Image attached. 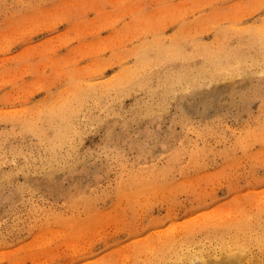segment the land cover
Segmentation results:
<instances>
[{
  "label": "rangeland",
  "instance_id": "obj_1",
  "mask_svg": "<svg viewBox=\"0 0 264 264\" xmlns=\"http://www.w3.org/2000/svg\"><path fill=\"white\" fill-rule=\"evenodd\" d=\"M263 22L264 0H0V264H264Z\"/></svg>",
  "mask_w": 264,
  "mask_h": 264
},
{
  "label": "bare ground",
  "instance_id": "obj_2",
  "mask_svg": "<svg viewBox=\"0 0 264 264\" xmlns=\"http://www.w3.org/2000/svg\"><path fill=\"white\" fill-rule=\"evenodd\" d=\"M263 23H264V22H263ZM238 25H239V24H238ZM257 25H258V24H257ZM185 27H186V26H185ZM181 28H182V27H181ZM183 30H184V29H183ZM163 38H164V37H163ZM195 38H196V37H195ZM163 40H164V39H163ZM151 42H152V41H151ZM149 43H150V42H149ZM154 43H155V42H154ZM201 43H202V42H201ZM203 43H204V42H203ZM213 43H214V42H213ZM151 44H152V43H151ZM143 45H147V44H143ZM164 46H165V44H164ZM149 47H150V45H149ZM212 51H213V50H212ZM127 52H128V51H127ZM129 53H131V52H129ZM134 53H135V52H134ZM131 54H132V53H131ZM132 55H133V54H132ZM177 56H178V55H177ZM202 57H203V56H202ZM178 58H179V57H178ZM194 58H195V57H194ZM133 62H134V61H133ZM144 63H145V62H144ZM248 63H249V62H248ZM127 64H128V63H127ZM140 64H141V62H140ZM147 64H148V63H147ZM147 64H146V65H147ZM149 64H150V63H149ZM124 65H125V64H124ZM133 65H135V64H133ZM122 66H123V65H122ZM125 66H126V65H125ZM139 66H140V65H139ZM143 66H144V65H143ZM119 68H120V67H119ZM121 68H122V67H121ZM138 68H139V67H138ZM140 68H141V67H140ZM145 69H146V68H145ZM118 70H119V69H118ZM160 70H161V68H160ZM140 71H141V70H140ZM117 72H118V71H117ZM127 72H128V71H127ZM143 72H144V71H143ZM118 73H120V71H119ZM130 73H131V72H130ZM134 73H135V71H134ZM125 74H126V73H125ZM128 74H129V73H128ZM171 74H172V73H171ZM209 74H210V72H209ZM237 75H238V74H237ZM128 76H129V75H128ZM169 77H170V76H169ZM193 77H194V76H193ZM233 78H234V77H233ZM111 79H112V78H111ZM193 79H194V78H193ZM193 79H192V80H193ZM151 80H152V79H151ZM222 80H223V79H222ZM123 81H124V78H123ZM200 81H201V80H200ZM245 81H246V80H245ZM81 82H82V81H81ZM125 82H126V81H125ZM209 82H210V81H209ZM220 82H221V81H220ZM247 83H248V82H247ZM84 84H85V83H84ZM87 84H88V83H87ZM118 85H119V84H118ZM245 85H246V84H245ZM245 85H243V86H245ZM108 86H109V84H108ZM173 86H174V85H173ZM216 86H217V85H216ZM246 86H247V85H246ZM100 87H101V86H100ZM214 88H215V87H214ZM216 88H217V87H216ZM243 88H244V87H243ZM246 88H247V87H246ZM96 89H98V88H96ZM140 89H141V88H140ZM213 90H214V89H213ZM68 94H69V93H68ZM104 94H105V93H104ZM102 95H103V94H102ZM251 96H252V95H251ZM207 97H208V96H207ZM57 98H58V97H57ZM57 98L55 97L54 100L57 99ZM82 98H83V97H82ZM78 99H79V98H78ZM63 100H64V99H63ZM63 100H62V101H63ZM59 101H61V100L59 99ZM95 101H96V100H95ZM95 101H94V102H95ZM53 102H54V101H53ZM53 102L51 101V103H53ZM56 102H57V101H56ZM56 102H55V103H56ZM77 102H78V101H77ZM48 104H49V102H48L46 105H48ZM53 104H54V103H53ZM74 104H75V103H74ZM85 104H86V103H85ZM49 105H51V104H49ZM61 106H63V105H61ZM44 107H45V106H44ZM51 107H52V106H51ZM54 107H55V106H54ZM54 107H53V108H54ZM75 107H76V106H75ZM40 108H41V107H40ZM61 108H62V107H61ZM57 109H58V108H57ZM68 109H69V108H68ZM53 110H55V108H54ZM71 110H72V109H71ZM77 111H78V110H77ZM90 111H91V110H90ZM50 112H51V111H50ZM72 112H76V111L73 110ZM79 112H80V111H79ZM69 113H71V111H70ZM65 117H66V116H65ZM76 117H77V116H76ZM14 119H16V118H14ZM14 119H13V120H14ZM18 119H19V118H18ZM28 119L30 120V118H28ZM31 119H32V121L30 120L29 122L32 123V122H33V118H31ZM101 119H102V118H101ZM72 120H73V119H72ZM36 121H37V120H36ZM38 121H39V120H38ZM35 123H36V122H35ZM36 129H37V128H36ZM76 130H77V129H76ZM74 132H75V131H74ZM41 133H42V132H41ZM45 135H46V134H45ZM68 135H69V134H68ZM257 136H258V135H257ZM263 136H264V135H263ZM140 178H141V177H140ZM150 178H151V177H149V180H150ZM138 179H139V178H138ZM152 182H153V181H152ZM85 201H86V200H85ZM92 201H93V200H92ZM252 203H253V201H252ZM75 204H76V203H75ZM261 204H262V203H261ZM84 205H85V204H84ZM91 205H92V204H91ZM250 205H252V204L250 203ZM259 205H260V204L258 203V206H259ZM78 206H82V205H78ZM75 207H76V206H75ZM87 209H88V208H87ZM90 210H91V209H90ZM88 211H89V210H88ZM86 212H87V210H86ZM199 214H200L199 216H202L201 213H199ZM202 214L205 215V213H203V212H202ZM248 214H249V213H248ZM248 214H247V216H249ZM60 215H61V214H60ZM65 215H66V214H65ZM65 215H64V216H65ZM204 215H203V216H204ZM251 215H252V214H251ZM53 216H56V215H53ZM138 216H139V215H138ZM195 216H196V215H195ZM203 216H202V217H203ZM252 216H253V215H252ZM193 217H194V216H193ZM193 217H192L191 219H194ZM207 217H208V215L206 214V217L204 216V217H203V220H205ZM237 217H238V216H237ZM250 217H251V216H250ZM55 218H56V217H55ZM195 218H199V217L196 216ZM204 218H205V219H204ZM245 218H246V217H245ZM232 219H233V218H232ZM235 219H236V218H235ZM241 219H243V218H241ZM241 219H240V220H241ZM247 219H249V218H247ZM188 220H190V218L184 221L185 224H187V225H188V223H187ZM201 220H202V219H201ZM222 220H224V219H222ZM244 220H245V219H244ZM191 221H192V220H190V222H191ZM197 221H198V220H197ZM227 221H229V220H227ZM261 221H263V220H261ZM139 222H140V221H139ZM184 222H183L182 224H184ZM188 222H189V221H188ZM190 222H189V223H190ZM232 222H233V220H232ZM239 222H240V221H239ZM253 222H254V221H253ZM180 223H181V222H180ZM192 223H193V222H191L190 224H192ZM194 223H196V220H194ZM217 223H218V222H217ZM257 223H258V222H257ZM134 224H135V222H134ZM134 224H133V225H134ZM190 224H189V225H190ZM238 224H239V223H238ZM137 225H138V224H137ZM212 225H213V222H212ZM173 226H174V225H173ZM177 226H178V225H177ZM179 226L183 227L182 225H179ZM184 226H185V228H186V225H184ZM259 226H260V225H259ZM193 227H194V226H193ZM170 228H172V227H170ZM173 228H175V227H173ZM173 228H172V229H173ZM245 228H246V227H245ZM181 229H182V228H181ZM181 229H180V230H181ZM183 229H184V228H183ZM239 229H240V228H239ZM250 229H251V228H250ZM259 229H260V228H259ZM259 229H257V230H259ZM170 230H171V229H170ZM175 230H176V229H175ZM180 230H179V231H180ZM186 230H188V228H187ZM237 230H238V229H237ZM245 230H247V229H245ZM255 230H256V229H255ZM255 230H254V231H255ZM127 231H128V230H127ZM129 231H130V230H129ZM165 231H166V230H165ZM167 231H168V230H167ZM238 231H239V230H238ZM254 231H253V233H254ZM154 232H155V231H154ZM163 232H164V231H163ZM183 232H184V231H183ZM244 232H245V231H244ZM248 232H250V231H248ZM248 232H246V233H248ZM158 233H159V232H158ZM164 233H165V232H164ZM164 233H163V234H164ZM177 233H178V232H176V234H177ZM262 233H263V232H262ZM133 234H134V233H133ZM151 234H152V233H151ZM159 234H160V233H159ZM161 234H162V233H161ZM163 234H162V235H163ZM166 234H167V232H166ZM169 234H170V233H169ZM180 234H181V233H180ZM184 234H185V232H184ZM256 234H257V233H256ZM258 234H259V233H258ZM116 235H117V234H116ZM147 235H148V232H147L146 236H147ZM155 235H157L156 232H155ZM162 235H161V236H162ZM167 235H168V234H167ZM170 235H171V234H170ZM178 235H179V234H178ZM228 235H229V234H228ZM250 235H251V234H250ZM250 235H249V236H250ZM252 235H253V234H252ZM129 236H131V235H129ZM144 236H145V235H144ZM146 236H145V238L142 237V239H140V240H142L144 243H145V240H147V241L149 240V239H146ZM151 236H152V235H151ZM153 236H154V234H153ZM163 236H166V235H163ZM172 236H173V235H172ZM181 236H182V235H181ZM238 236H239V234H238ZM132 237H135V236H132ZM132 237H131V240L133 239ZM154 237H155V236H154ZM158 237L160 238V236H158ZM166 237H169V236H166ZM166 237H162V238L165 239ZM170 237H171V236H170ZM242 237H243V236H242ZM256 237H257V236H256ZM104 238H105V237H104ZM110 238H111V237H110ZM155 238H156V237H155ZM159 238H158V239H159ZM175 238H176V237H175V235H174V237L170 238V241H171V242H174V240L176 241ZM202 238H203V237H202ZM234 238H235V237H234ZM236 238H237V237H236ZM143 239H144V240H143ZM200 239H201V238H200ZM200 239H199V240H200ZM210 239H211V238H210ZM223 239H225V238H223ZM223 239H222V240H223ZM227 239H228V238H227ZM238 239H239V238H238ZM249 239H250V238H249ZM153 240H155V239L153 238ZM162 240H163V239H160L161 242H163ZM165 240H166V239H165ZM215 240H216V239H215ZM239 240H242V239H239ZM261 240H262V239H260V241H261ZM133 241H134V240H133ZM136 241H137V240H136ZM155 241H156V240H155ZM181 241H182V240H181ZM183 241H184V240H183ZM207 241H208V240H207ZM220 241H221V240H220ZM220 241H219V242H220ZM228 241H229V240H228ZM248 241H249V240H248ZM257 241H259V240H257ZM140 242H141V241H140ZM140 242H139V243H140ZM195 242H196V241H195ZM201 242H202V241H201ZM223 242H224V241H223ZM230 242L232 243V240H230ZM234 242H235V241H234ZM242 242H244V241H242ZM262 242H263V241H262ZM130 243H131V242H130ZM141 243H142V242H141ZM150 243L155 244V243H153L152 241H150ZM156 243H157V242H156ZM193 243H194V242H193ZM197 243H198V242H197ZM203 243H204V242H203ZM224 243H225V242H224ZM257 243H258V242H257ZM259 243H260V242H259ZM147 244L149 245V242H148ZM152 244H151V245H152ZM243 244H244V243H243ZM126 245H127V243H126ZM126 245H125V246H126ZM129 245H130V244H129ZM136 245H137V244H136ZM143 245H144V244H143ZM157 245H159V244H156V246H154L153 249H154L155 247H157ZM175 245H176V244H175ZM191 245H192V244H191ZM196 245H197V244H196ZM200 245H201V244H200ZM221 245H223V244H221ZM225 245H227V244H225ZM246 245H247V244H246ZM249 245H250V244H249ZM127 246H128V245H127ZM127 246H126V247H127ZM134 246H135V245H134ZM141 246H142V245H141ZM173 246H174V244H173ZM205 246H206V245H205ZM205 246H204V247H205ZM208 246H209V245H208ZM208 246H207V247H208ZM223 246H224V245H223ZM230 246H231V245H230ZM232 246H233V245H232ZM129 247H130V246H129ZM138 247H139V246H138ZM167 247H168V246H167ZM167 247H166V248H167ZM198 247H199V246H197V248H198ZM211 247H212V246H211ZM226 247H229V246H226ZM235 247H236V246L234 245V248H235ZM238 247H239V246H238ZM258 247H259V246H258ZM127 248H128V247H127ZM130 248H131V247H130ZM130 248H129V250H130ZM146 248H147V247H146ZM146 248H143L142 251L147 250ZM168 248H169V247H168ZM175 248H176V247H175ZM205 248H206V247H205ZM205 248H204V250H205ZM213 248H214V247H213ZM221 248H222V247H221ZM221 248H220V249H221ZM241 248H243V246L240 247L239 250H242ZM125 249H126V248H125ZM132 249H134V248H131V250H132ZM135 249H136V248H135ZM144 249H145V250H144ZM194 249H196V248H194ZM206 249H207V248H206ZM226 249L228 250V248H226ZM229 249H231V248H229ZM88 250H89V249H88ZM131 250H130V251H131ZM148 250H149V249H148ZM148 250H147V251H148ZM154 250H155V249H154ZM156 250H157V249H156ZM223 250H224V249H223ZM227 250H226V251H227ZM245 250H246V249H245ZM262 250H263V249H262ZM262 250H261V251H262ZM134 251H135V250H134ZM134 251H133L132 253H134ZM150 251H151V248H150ZM152 251H153V250H152ZM152 251H151V252H152ZM173 251H175V250H173ZM173 251H172V252H173ZM193 251H194V250H193ZM210 251H211V250H210ZM210 251H209V252H210ZM234 251H235V250H234ZM234 251L232 250L231 252H234ZM236 251H238L237 248H236ZM243 251H244V248H243ZM148 252H149V251H148ZM153 252H154V251H153ZM244 252H245V251H244ZM126 253H127V252H126ZM128 253H129V252H128ZM149 253H150V252H149ZM170 253H171V252H170ZM173 253H174V252H173ZM184 253H185V252H184ZM198 253H199V252H198ZM198 253H197V254H198ZM220 253H221V252H220ZM226 253L229 254L230 251L228 250ZM240 253H241V251H240V252H237V255L239 256ZM260 253H261V252H260ZM262 253H263V252H262ZM142 254H143V253H142ZM145 254H146V251H145ZM152 254H153V253H152ZM163 254H164V252H163ZM176 254H177V253H176ZM195 254H196V253H195ZM205 254H206V253H205ZM211 254H212V253H211ZM214 254H215V253H214ZM223 254H224V252H223L221 255H223ZM228 254H225V255H227V256H224V255H223L222 257H221V255H220V256L218 255V256H219L218 259H214V258H217V257H215L214 255H212L211 257H214V258L212 259V261L209 260L210 262H208V263H206V264H241L240 262H241V261L243 262V259H244V258H242V257H244V256H240V257H238L237 255H234V256H236V258H235V257H234V258H231V256H233V255H232L231 253H230L229 255H228ZM234 254H236V253H234ZM241 254H243V253H241ZM246 254H247V253H246ZM252 254H256V253H253V252H252ZM133 255H135V254H133ZM143 255H144V254H143ZM149 255H150V254H149ZM200 255H201V254H200ZM243 255H245V253H244ZM248 255H249V252H248ZM119 256H120V255H119ZM124 256H125V255H124ZM131 256H132V255H131ZM139 256H140V255H139ZM145 256H146V255H144V258L146 259ZM173 256H174V255H173ZM178 256H179V255H178ZM187 256H188V255L186 254V257H187ZM193 256H195V255H193ZM204 256H205V255H204ZM228 256H229L230 258H228ZM140 257H143V256H140ZM184 257H185V256H184ZM207 257H210V256H207ZM237 257H238V258H237ZM119 258H120V257H119ZM130 258H133V257H130ZM138 258H139V257H138ZM168 258H170V257H168ZM193 258H196V256L193 257ZM198 258H202V260H204V259H203V256L199 257V254H198ZM253 259H254V260H257L258 258L255 259L254 255H253L252 260H253ZM103 260H104V259H103ZM107 260H108V259H107ZM135 260H136V258H135ZM147 260H148V258H147ZM171 260H172V259H171ZM190 260H192V259L190 258ZM108 261H109V260H108ZM110 261H111V260H110ZM140 261L143 262L142 260H140ZM144 261H145V260H144ZM172 261H173V260H172ZM257 261H258V260H257ZM137 262H138V261H137ZM141 262H140V263H141ZM168 262H169V260H168ZM190 262H192V261H190ZM194 262H195V264H196V262H198V261H197V260H194V261H193V264H194ZM202 262H203V264H204V262H207V261L204 260V261H202ZM202 262H201V264H202ZM107 263H108V262H107ZM103 264H104V262H103ZM161 264H162V263H161ZM163 264H164V263H163ZM190 264H192V263H190Z\"/></svg>",
  "mask_w": 264,
  "mask_h": 264
}]
</instances>
